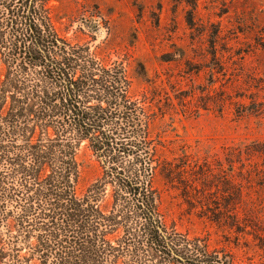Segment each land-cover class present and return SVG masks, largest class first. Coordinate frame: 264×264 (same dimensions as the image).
<instances>
[{"label":"trees","instance_id":"trees-1","mask_svg":"<svg viewBox=\"0 0 264 264\" xmlns=\"http://www.w3.org/2000/svg\"><path fill=\"white\" fill-rule=\"evenodd\" d=\"M47 1L0 0V242L17 263L27 248L24 260L40 264H243L165 224L154 181L161 170L172 182L174 172L152 135L153 113L131 96L122 62L58 33ZM84 141L101 173L79 195ZM243 151L264 157V141ZM240 173L237 181L223 171L225 203L202 211L238 232L251 225L239 224L240 210L246 221L252 211L243 205L252 170Z\"/></svg>","mask_w":264,"mask_h":264},{"label":"rangeland","instance_id":"rangeland-1","mask_svg":"<svg viewBox=\"0 0 264 264\" xmlns=\"http://www.w3.org/2000/svg\"><path fill=\"white\" fill-rule=\"evenodd\" d=\"M47 5L60 35L89 45L106 63H123L131 96L153 113L152 135L174 172L172 182L161 170L154 181L165 224L205 237L236 262L264 264V246L256 237L264 239V157L239 153L264 141V0H48ZM3 77L1 66L0 82ZM77 161L76 190L82 195L101 167L86 141ZM248 169L252 180L244 181L243 205L252 211L246 221L240 210L239 224L251 225L238 232L202 211L215 200L225 203L216 187L222 188L223 171L238 181L240 171L248 177ZM181 170L186 172L177 175ZM9 247L0 242V264H40L24 260L27 248L17 263Z\"/></svg>","mask_w":264,"mask_h":264}]
</instances>
